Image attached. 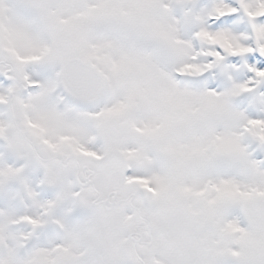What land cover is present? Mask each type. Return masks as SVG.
Segmentation results:
<instances>
[{"label":"snow or ice","instance_id":"1","mask_svg":"<svg viewBox=\"0 0 264 264\" xmlns=\"http://www.w3.org/2000/svg\"><path fill=\"white\" fill-rule=\"evenodd\" d=\"M0 264H264V0H0Z\"/></svg>","mask_w":264,"mask_h":264}]
</instances>
